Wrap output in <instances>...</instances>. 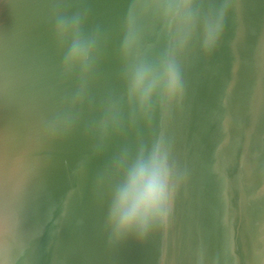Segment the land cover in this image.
Listing matches in <instances>:
<instances>
[{
	"label": "water",
	"instance_id": "water-1",
	"mask_svg": "<svg viewBox=\"0 0 264 264\" xmlns=\"http://www.w3.org/2000/svg\"><path fill=\"white\" fill-rule=\"evenodd\" d=\"M128 3L0 0V264H264V0H199L202 22L228 7L225 41L209 58L194 38L184 105L139 124L171 148L181 178L171 223L143 243H111L113 156L137 137L97 152L87 129L109 102L129 119L119 55ZM82 8L109 48L73 112L80 84L63 72L53 22ZM176 39L156 27L151 55ZM70 114L76 131L54 138Z\"/></svg>",
	"mask_w": 264,
	"mask_h": 264
},
{
	"label": "clouds",
	"instance_id": "clouds-1",
	"mask_svg": "<svg viewBox=\"0 0 264 264\" xmlns=\"http://www.w3.org/2000/svg\"><path fill=\"white\" fill-rule=\"evenodd\" d=\"M227 19L225 4L202 22L199 0H180L174 5L164 0H129L119 44L121 101L128 107L129 119L125 123L122 113L109 102L105 114L87 129L97 152L137 137L132 146L121 147L113 156L115 184L107 209L111 243H143L169 227L181 178L173 168L171 148L159 136L141 137L139 124L151 126L158 112L170 113L184 105L183 57L196 37L203 54L212 57L225 41ZM156 27L175 30L177 39L153 56L151 36ZM53 32L62 49L63 72L80 84L72 98L73 112H78L89 98L88 89L99 80L109 34L101 25L92 24L85 8L56 17ZM76 128V118L70 114L54 138H66Z\"/></svg>",
	"mask_w": 264,
	"mask_h": 264
}]
</instances>
